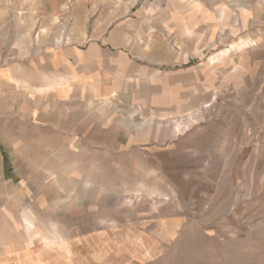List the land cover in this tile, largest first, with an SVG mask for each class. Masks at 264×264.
I'll return each mask as SVG.
<instances>
[{"label":"rangeland","instance_id":"rangeland-1","mask_svg":"<svg viewBox=\"0 0 264 264\" xmlns=\"http://www.w3.org/2000/svg\"><path fill=\"white\" fill-rule=\"evenodd\" d=\"M116 31L135 78L76 102L68 154L38 150V55ZM258 41L264 0H0V264H264Z\"/></svg>","mask_w":264,"mask_h":264},{"label":"crops","instance_id":"crops-1","mask_svg":"<svg viewBox=\"0 0 264 264\" xmlns=\"http://www.w3.org/2000/svg\"><path fill=\"white\" fill-rule=\"evenodd\" d=\"M119 35L121 44L123 41L127 42L129 35L126 31ZM110 36V41L115 44L113 47H101L99 44H93L89 48H81V44H67L45 52L44 56L38 55V64L33 70V73H38L33 74L34 78H38V84H33L37 88L34 90L38 92L36 93L38 96L35 98L34 110L27 118L29 123L38 126V150L57 151L51 155L55 159L61 153L68 154L73 142L78 139L76 135L79 134V130L87 137L84 112L82 113V117L85 119L84 124L81 128H74L76 102H82L83 109L87 111L91 103L100 99V96L105 93L117 92L121 72L124 73L123 77L128 82L127 84H130L129 80L135 78V51H132L135 47L125 48L118 44L117 31ZM256 44L264 50V42L258 41ZM241 46L245 47L246 45ZM162 57H165V53ZM160 60L159 58L158 62ZM130 67L131 74L128 72ZM25 70L26 78H32L30 71L26 68ZM23 76L24 74L19 72L16 75L13 73V79L18 83ZM158 116L160 115L158 114ZM151 124L148 122V125ZM51 163L53 164L54 161ZM72 163V161H59L54 164L56 167L52 168V174L57 176V171L62 172L63 170L71 173L70 169H63V167H68ZM70 180L90 181V178L70 176ZM24 222L26 228L30 230L34 222L33 217L25 214Z\"/></svg>","mask_w":264,"mask_h":264}]
</instances>
